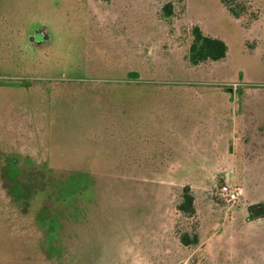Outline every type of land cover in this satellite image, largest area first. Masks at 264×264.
Returning <instances> with one entry per match:
<instances>
[{
	"label": "rangeland",
	"instance_id": "rangeland-1",
	"mask_svg": "<svg viewBox=\"0 0 264 264\" xmlns=\"http://www.w3.org/2000/svg\"><path fill=\"white\" fill-rule=\"evenodd\" d=\"M71 1L0 0V264H150L143 252H155L143 247L153 236L158 241L148 245L159 244L158 259L170 252L179 262L189 249L174 237L181 217L173 200L186 181L204 217L213 214L209 204L223 214L180 264H264V216L249 219L247 207L264 203V159L252 152L237 163L235 156L242 123L264 101V0L248 2L238 18L221 0H79L98 24L64 15ZM195 24L226 42V58L187 64ZM91 26L95 52L87 63L82 32ZM21 77L43 79L33 80L39 88L78 79L111 103L103 119H93L85 98L52 100L35 88L1 86ZM172 101L190 129L202 121L205 146L216 144L219 122L223 133V116L232 118L220 157L207 146L209 161L191 178L188 142L179 141L173 167L156 171L141 159L144 136L158 140L170 131ZM216 169L241 182L238 202L228 206L217 196L228 178Z\"/></svg>",
	"mask_w": 264,
	"mask_h": 264
},
{
	"label": "trees",
	"instance_id": "trees-1",
	"mask_svg": "<svg viewBox=\"0 0 264 264\" xmlns=\"http://www.w3.org/2000/svg\"><path fill=\"white\" fill-rule=\"evenodd\" d=\"M221 2L226 7L231 16H233L234 18H238L244 12H247L249 5L246 4H248V2H252V0H221ZM172 8L173 6L170 1L164 3V5L162 6V11L164 12L165 16L171 15ZM92 12V10L88 9L87 5H83L79 0H72L69 7H64L63 10V14L73 20H90L89 18H91L97 21L95 16L92 15ZM98 23H101V21L96 22V24ZM94 30L95 26H91L88 27V29L83 30L82 32V36L84 38L83 41L85 43L84 50L88 52V54L86 55L87 58H85V61L87 63H91L93 61L94 55L92 53L95 52V48L93 50V46H90L89 43L90 38L95 36ZM105 30L106 29L103 27V32H100L99 34L102 35ZM98 31L100 30L98 29ZM42 33L44 34V37L47 38L46 31H43ZM191 36L192 37L185 54V60L189 66H198L202 63L218 61L226 58L228 53V46L222 38L203 32L200 26L196 24L191 27ZM30 40H32V37H30ZM103 50L109 53V50ZM260 57L264 65V53L261 54ZM106 60L110 61L108 57H106ZM21 78L22 79L14 78L11 79L10 82H3L1 83V86H4L3 88L15 87L22 92H28V94H30V92L31 94H33L32 90L35 88L36 95L40 91L42 96H45V98L47 97L52 100H57L58 97L67 96H74L76 99L80 97L85 98L84 102H86L90 107V109L87 107L88 111H85V113H89L88 117H93V119H103L104 113L107 112L109 104L111 103L109 96H105L102 93L93 91L90 88H88L89 90H87L83 88V86H78V83H76L79 82L78 79L54 78L50 79L52 83H46L39 88V86L37 85H32V83L34 82L33 80L42 81L43 79H31L30 77L28 79L24 77ZM132 78L135 79L136 77ZM72 83H74V85ZM171 103L169 105L170 110L169 112H167L169 115L168 119H170L172 123V127L170 126V131L166 134L157 136L159 137L158 140H155L152 137L156 136L152 135V133H148L147 136H144V143L143 147L141 148V159L147 164L152 163L151 166L148 165V169H154L157 171L158 169L173 167L175 162H177L178 155L180 154L179 141H185L186 143L188 142L190 152H192V160L185 164V167L193 169L192 173H189V177L191 178L192 176H195L197 172H199L195 169H197L198 167L203 168V162L208 160V156L204 155V153L207 152L208 147L209 149H220L221 138L224 142L223 145H226V142L228 141L231 133L232 118L230 119L228 114H225L223 116L224 124L221 125V130L223 131L221 135L220 122L218 121L219 125L217 127L219 129L216 133L213 134V136H211V139H213L216 144L214 145L213 142H208V144L205 146V142L207 140L205 141L201 138L203 137L202 121H200V127L195 126L194 129H190L191 127H189V123L191 122L189 120V117H187L186 114L182 113L181 110H178V106H176L173 101ZM253 107H255L257 115L247 124L242 123L241 126L243 132L240 135L237 145V151L235 152L237 163L241 162L240 159L242 157L244 158V156H248L247 154L252 152L257 153V161L264 159V101L261 103H254ZM119 114L125 115V112L120 111ZM199 118L200 120H202V115H199ZM239 127L240 125L237 127V129ZM185 128H188V130H184ZM199 128H201L200 133L202 134L199 133ZM90 136L91 133L89 134V138ZM207 138L208 135H206V139ZM164 139H166V141H164ZM195 144H198L197 147H195ZM223 145L222 147H224ZM229 149L230 147L228 143L227 151ZM221 154L224 155L223 151L221 152ZM205 172L203 173L205 174ZM211 173H213V171H211ZM217 173L219 174L220 171H217ZM230 177L231 175L229 173V176L227 178L229 179ZM240 183L236 182L235 184ZM187 184L188 182L186 181L184 185L181 186V189L178 193L179 197H177L179 198L178 202L176 203V197L173 200L175 211H177L178 217H181L178 223H176V228H174V233L176 235L174 237L177 238V241H179V243L184 246V248H188L189 250H187L191 252V250H194L201 242H203L211 235L212 226L215 223L216 218L221 217L223 212L220 211L217 214L214 210V205L209 204L206 208L211 209L213 211V214L208 218L204 217L202 210L199 208L201 202L197 201L196 196L193 195L191 184ZM247 207L249 208V211H253L252 213L249 212V219L253 220L264 216L263 202L250 204ZM191 217H194V220L189 221L188 219ZM153 237L154 240H150L149 238L146 245H144L143 247L145 249H153L155 252L154 255L156 258H154L153 255H146L143 252L145 259L147 258L150 264H180L181 261L186 258L188 251L182 253V255H184L185 253L186 254L183 258H181L182 255L180 256L181 259L179 262L176 261V258L171 257L170 252H166L163 258V262H161L162 260L158 259L159 253H156L160 250L159 244L156 243L158 241V237ZM149 241H151L150 244H152V241H156L153 247L148 245ZM164 245H166L165 242Z\"/></svg>",
	"mask_w": 264,
	"mask_h": 264
},
{
	"label": "built area",
	"instance_id": "built-area-1",
	"mask_svg": "<svg viewBox=\"0 0 264 264\" xmlns=\"http://www.w3.org/2000/svg\"><path fill=\"white\" fill-rule=\"evenodd\" d=\"M242 193L241 187L236 185L232 180L225 179L220 182L216 189V194L223 203L228 206L234 204Z\"/></svg>",
	"mask_w": 264,
	"mask_h": 264
},
{
	"label": "crops",
	"instance_id": "crops-1",
	"mask_svg": "<svg viewBox=\"0 0 264 264\" xmlns=\"http://www.w3.org/2000/svg\"><path fill=\"white\" fill-rule=\"evenodd\" d=\"M223 150H224V147H222V151H223ZM217 152H218V154H219V155H218V157H220V149H217ZM223 154H225V153H223ZM223 156H224V155H223ZM218 163L220 164V160H219V162H218ZM219 175H220V176H223V175H225V177L227 178V177L229 176V173H228V172L221 173V174L219 173ZM236 185H238V186L240 187V185H239V184H236ZM240 196H241V195H240ZM240 196H239V197H240Z\"/></svg>",
	"mask_w": 264,
	"mask_h": 264
},
{
	"label": "flooded vegetation",
	"instance_id": "flooded-vegetation-1",
	"mask_svg": "<svg viewBox=\"0 0 264 264\" xmlns=\"http://www.w3.org/2000/svg\"><path fill=\"white\" fill-rule=\"evenodd\" d=\"M240 200V197L238 198V200L236 202H238Z\"/></svg>",
	"mask_w": 264,
	"mask_h": 264
}]
</instances>
